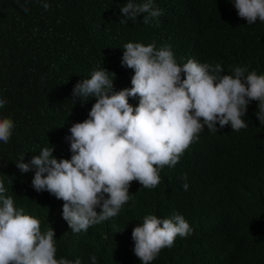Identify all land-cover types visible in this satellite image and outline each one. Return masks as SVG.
I'll use <instances>...</instances> for the list:
<instances>
[{
	"label": "clouds",
	"instance_id": "9594fccd",
	"mask_svg": "<svg viewBox=\"0 0 264 264\" xmlns=\"http://www.w3.org/2000/svg\"><path fill=\"white\" fill-rule=\"evenodd\" d=\"M31 1L45 11L51 7L47 0ZM113 1L117 31L104 44L106 65L82 66L85 73L66 95L81 111L17 127L18 158L5 178L0 172V264H81L56 258L59 230L78 235L94 228L101 243L132 194L158 188L164 170L186 169L204 183L201 194L219 203L206 165L229 164L215 158L220 149L233 148L237 159L249 162L246 175L257 163L255 176L262 172L264 0H178L175 47L123 39L126 20L167 25V0H65L81 10ZM193 3L197 10L186 12ZM6 103L0 96V108ZM13 128L11 118H0L4 145ZM13 173L26 178L25 187L9 186ZM45 199L56 203L58 223L45 226L41 217L24 214L39 210ZM136 224L127 229L126 248L134 246L141 264L192 233L178 213L163 219L148 214ZM90 259L96 264L95 255Z\"/></svg>",
	"mask_w": 264,
	"mask_h": 264
},
{
	"label": "trees",
	"instance_id": "16d2710c",
	"mask_svg": "<svg viewBox=\"0 0 264 264\" xmlns=\"http://www.w3.org/2000/svg\"><path fill=\"white\" fill-rule=\"evenodd\" d=\"M177 1L162 4L168 26L162 20L149 24L126 20L123 39L164 40L175 47L179 39L174 29L179 21ZM47 2L51 7L45 11L31 0H0V96L7 101L0 108V118H11L15 125L11 140L6 145L0 142V172L4 178L5 169L13 167L22 147L18 125L42 124L63 110L81 111L66 97L69 85L80 72L85 73L82 66L106 65L104 44L117 31L118 1L83 10L69 6L65 0ZM121 2L124 5L127 0ZM25 4L27 12L23 10ZM193 7L197 10L193 3L186 12H192ZM249 136L264 147V136L258 133L257 140L255 131ZM233 152L229 148L215 154L228 165H206L211 175L208 187L221 193L219 203L205 190L201 194L204 183L186 169L164 170L158 188L143 195L132 194L129 204L111 221L109 237L101 243L94 228L78 235L59 230L56 258H79L81 264H92L90 257L95 255L96 264H141L134 246L126 248L129 226L141 224L148 214L163 219L178 213L192 233L177 236L174 246L163 249L151 264H264V161L257 177L258 163L246 175L249 162H241ZM228 168L236 171H221ZM185 174L186 181L182 179ZM7 182L14 188L26 186V178L16 173ZM24 214L41 217L45 226L58 223L57 205L51 199H45L39 210H26Z\"/></svg>",
	"mask_w": 264,
	"mask_h": 264
}]
</instances>
